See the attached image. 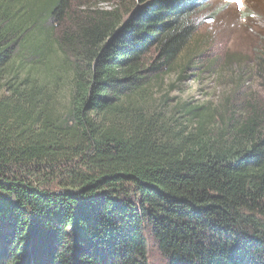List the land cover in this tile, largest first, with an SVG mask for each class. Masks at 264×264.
<instances>
[{"label":"trees","instance_id":"trees-1","mask_svg":"<svg viewBox=\"0 0 264 264\" xmlns=\"http://www.w3.org/2000/svg\"><path fill=\"white\" fill-rule=\"evenodd\" d=\"M208 9L0 0V264H264V40L219 106L152 105Z\"/></svg>","mask_w":264,"mask_h":264},{"label":"rangeland","instance_id":"rangeland-1","mask_svg":"<svg viewBox=\"0 0 264 264\" xmlns=\"http://www.w3.org/2000/svg\"><path fill=\"white\" fill-rule=\"evenodd\" d=\"M206 1L210 9L202 15L198 14V31L190 49L185 50L188 56L191 50L201 52L203 68L188 69L185 79H179V72H173L165 76L166 81L158 82L161 87L154 89L159 93L156 92L152 105L163 106L167 112H186L179 108L184 102L192 107L202 104L219 106L222 98L233 89L234 71H238L247 59H250L248 66L252 67L254 59L261 54L259 47L264 40V0ZM98 6L107 8L110 3L98 2ZM51 61L57 65L62 60L60 57H52ZM62 63L64 66L65 63ZM193 65H197V61L194 60ZM29 68L33 74H38L33 66ZM65 81L69 86V82ZM254 84L250 82L251 86ZM254 88H258L257 85ZM67 90L63 88V97L67 96ZM149 263L166 264L164 258L152 249Z\"/></svg>","mask_w":264,"mask_h":264}]
</instances>
